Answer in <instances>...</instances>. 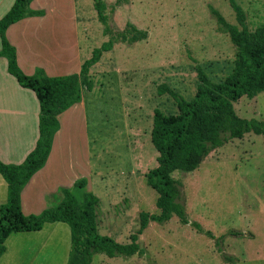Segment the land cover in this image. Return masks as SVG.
Returning <instances> with one entry per match:
<instances>
[{
  "label": "rangeland",
  "instance_id": "rangeland-1",
  "mask_svg": "<svg viewBox=\"0 0 264 264\" xmlns=\"http://www.w3.org/2000/svg\"><path fill=\"white\" fill-rule=\"evenodd\" d=\"M75 1V11L89 21L84 44L92 51L109 35L103 33L93 0ZM116 1L104 0L110 32L131 21L148 36L133 44L117 42L102 54L100 69L90 68L92 89L82 91L86 119L78 111L63 116L56 143L63 147L65 161L73 158L74 167L93 171L86 177L88 187L71 190L79 201L87 189L99 197L98 232L125 244L138 228L141 211L160 212L157 193L146 183L158 155L150 140L152 116L155 108L173 114L177 106L169 94H158L157 87L166 84L185 99L193 98L196 65L210 81L223 79L233 67L234 45L219 30L210 6L228 22L237 21L228 0ZM236 1L250 30L264 24V0ZM49 6L52 19H71L72 0H50ZM234 109L240 117L264 121V91L240 97ZM99 167L101 176L95 174ZM131 168L137 170L132 173ZM172 175L189 221L199 222L216 237L223 235L220 246L233 262L222 259L213 239L174 215L163 223L149 222L138 236L140 252L126 264H264V135L248 132L230 139L195 170ZM56 199L50 202L57 204ZM230 230L243 234L232 236ZM102 254L94 253L91 264H99Z\"/></svg>",
  "mask_w": 264,
  "mask_h": 264
},
{
  "label": "trees",
  "instance_id": "trees-1",
  "mask_svg": "<svg viewBox=\"0 0 264 264\" xmlns=\"http://www.w3.org/2000/svg\"><path fill=\"white\" fill-rule=\"evenodd\" d=\"M31 1L14 0L0 18V55L7 58L8 72L22 87L35 93L39 104L38 138L34 148L21 163L0 160V174L7 182V199L0 205V255L5 250L4 241L10 233L39 230L45 222L62 221L70 228L71 245L66 264H90L94 253L128 258L140 252L138 236L150 221L163 223L175 215L182 224H189L213 239L222 259L232 263V258L220 246L223 235L216 237L199 222L189 221L185 205L180 201L179 183L172 173L176 170H195L212 150L230 139L241 138L248 132L264 135V121L240 117L234 109V103L240 97L253 98L264 91V24L250 30L245 24V11L236 0L228 1L237 24L228 22L217 9L210 6L219 30L227 33L234 45L231 71L223 79L212 82L201 66L196 65L198 84L193 98L189 100L166 84L157 87L158 94H169L177 106V112L173 114H165L155 108L152 116L150 140L158 155L157 165L146 173V183L157 193L155 204L160 212L141 211L137 230L124 244L98 232L97 209L100 200L93 192L85 191L82 201H79L71 188L63 187L60 189L63 199L57 205L37 214L25 215L21 210L20 191L48 157L53 136L60 126L57 115L79 102L84 89H92L90 67L115 43L133 44L146 39L148 33L131 21H127L123 29L111 33L104 0H93L103 33L109 36L100 46L92 49L80 71L48 76L42 68H37L33 74H25L18 66L15 48L7 40L5 31L10 24L25 16L43 13L42 10L31 9ZM126 1L117 0L116 5ZM85 184L86 179L80 178L74 186L84 187ZM228 234L239 236L243 232L230 230Z\"/></svg>",
  "mask_w": 264,
  "mask_h": 264
},
{
  "label": "crops",
  "instance_id": "crops-1",
  "mask_svg": "<svg viewBox=\"0 0 264 264\" xmlns=\"http://www.w3.org/2000/svg\"><path fill=\"white\" fill-rule=\"evenodd\" d=\"M13 1L8 0L6 5L4 0L0 1V18L9 10ZM49 2L32 0L30 8L42 10L43 13L28 15L10 24L5 31L6 38L14 46L18 66L25 74H33L37 68H42L48 76L78 73L92 52L90 46L84 44L89 34V21L85 18L86 14L82 16L75 11V0H72L71 19L56 21L52 19L53 11ZM63 28L70 30H60ZM85 48L87 50L83 51ZM100 59L90 68L100 69ZM85 106L84 99H81L57 115L60 126L53 136L48 157L20 191L21 210L25 215L37 214L57 205L63 199L60 190L63 187H88L89 180H86L84 187L74 184L80 177H90L93 173L91 167H74L73 158L65 161L64 149L56 143L61 131V118L78 111L86 119ZM38 117L39 104L35 93L18 83L7 70L6 56L0 55L1 161L17 164L25 159L38 138ZM100 170L101 167L98 172L95 169V174L101 176ZM136 170L131 168L132 173ZM53 197L58 199L57 204L50 202ZM125 197L124 200H128V195ZM6 199L7 182L0 174V205ZM70 244V228L66 222H45L39 230L10 233L4 241L5 250L0 255V264H66ZM133 255L123 259L121 256L102 254L98 261L99 264H126Z\"/></svg>",
  "mask_w": 264,
  "mask_h": 264
}]
</instances>
